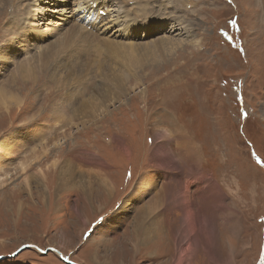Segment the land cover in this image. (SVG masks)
Masks as SVG:
<instances>
[{"label":"rangeland","instance_id":"374dc122","mask_svg":"<svg viewBox=\"0 0 264 264\" xmlns=\"http://www.w3.org/2000/svg\"><path fill=\"white\" fill-rule=\"evenodd\" d=\"M49 1L4 0L6 9L0 4V51L9 50L23 16L28 21L36 13L37 25L30 27L39 32L37 40L46 38L29 50L49 54L66 26L64 2ZM165 1L179 8L188 26L173 30L164 17L162 30L141 36L159 23L158 16L142 17L139 31L130 23L122 36L111 35L114 28L108 36L151 40V46L161 35L186 42L145 63L136 77L130 73L125 95L115 92L98 116L73 110L82 111V102L102 84L95 68L68 74L65 58L55 79L46 68L28 82L14 81V61L29 54L17 50L13 61L0 52V264H68L57 252L35 247L8 256L29 242L56 247L82 264H261L264 0ZM36 3L39 10L26 13ZM66 3L72 9L76 1ZM102 50L101 57L111 52ZM121 57L109 56L104 70L111 67L124 79ZM56 58L49 60L52 66ZM155 123L171 127L181 169L159 163L164 158L157 148L167 137L153 133ZM185 185L193 217L205 218L189 251L176 242L190 228L177 198Z\"/></svg>","mask_w":264,"mask_h":264},{"label":"bare ground","instance_id":"6f19581e","mask_svg":"<svg viewBox=\"0 0 264 264\" xmlns=\"http://www.w3.org/2000/svg\"><path fill=\"white\" fill-rule=\"evenodd\" d=\"M3 1L0 0V4L3 5L4 9H6L7 3L4 4ZM34 1L35 2L37 1V3H41L42 1H45V0H34ZM47 1L50 3L52 2L49 0ZM57 1H60V0H57ZM61 1L64 2V6L62 9L64 11V14H61V15H64L65 17L64 24H66V26H64L60 31L65 29L63 31L64 35L59 41H56L49 46L50 47L49 54L46 51L42 52L41 50L32 53L29 50L31 46H35V48H38L39 44L45 41V38H46V35H44L42 41H40V39L37 40L39 36L38 34L39 32L35 28L30 27V26L37 25L34 22V20H36L35 19L36 13L33 14L34 20L29 19L28 21H26L27 17L25 15L23 16L22 22H19L17 25L18 29L15 32L13 31L14 40L10 43L9 46H7L9 47V50L3 49L0 52L3 54V56H5L6 54H9L10 58L7 57V59H12L13 61L15 60V54L17 50L22 51V52L25 51L26 54H29V56L23 59H16L14 61L17 64H19L17 65L18 70L13 77L14 81H16L17 78H20L23 81L28 82L31 79L35 78V76H37V73L39 71H42L43 69H46V68L49 69V72L51 73L50 76H52V78L55 79V74H56L55 70L58 67H60L63 63L66 64L67 61L64 62L65 58L66 59L68 58L69 59L68 61H70V65L67 67L68 74H71L72 71H83V70L89 69L90 67L95 68V71H99L100 73L99 75L101 76V79H102V84L100 83V86L98 87V91L96 90V92H93L94 94L90 95L86 99L85 102H82L81 104L82 111L80 110L77 111L76 109L73 108L74 115L76 116L81 115V114L84 117H88V116L93 117L92 115L94 116L100 115L103 112L102 105L106 104L110 99H112V96L115 92H118L117 94L120 96L125 95L124 92L128 84L126 82V79L130 78L129 76L131 75L136 77L137 76L136 70L143 67L145 63H148V62L154 63L158 61L159 59L162 60L163 57L165 56V53L171 52L173 49L180 47L183 43L186 42L185 40L175 39L174 37H172V35L171 36L161 35L159 36L160 38H158L157 40L155 38L157 43L151 46V44L149 43V41L151 40L149 41L143 40L141 42H136V39H138L136 38L134 40L125 41V40H118L116 38H112L108 36V31H107L108 28H114L111 35H115L117 37L122 36L123 34L122 31L125 30L126 27L130 23L133 24L134 30L139 31V26H137L136 24L140 23V19L143 22H144L143 18H145L147 21L148 20L150 21V20H153L151 19V17L153 16H158L157 19H159V23L155 27L146 29L145 32L141 34V36L149 37L150 34H153L156 31L162 30V28L165 26V24L162 22L164 20V17L168 18L171 21L170 24L172 25L173 30L179 27L185 28V26H188V24L184 21V19H180V16L176 10L178 7L173 6L171 7L172 8L171 9L170 7L167 6V3L165 0H110V3H111L110 5H112V9L118 6V9L115 10V12H114V9H113V12L111 11L112 9L108 3V0H102V2H100V0H71L72 3H75L76 1L75 7L72 9L66 3L69 0H61ZM37 3L32 4V6L29 8H26V13L30 15V11L32 7H35L34 11H38L40 8L39 7L40 4L38 5ZM132 6L135 9H132ZM104 9H107L109 13L106 14L105 17H102L100 13ZM169 9L170 11H167ZM132 10H134V15H131ZM0 11H1V8H0ZM72 12L78 14V17L76 19L71 17ZM165 13H170V14L164 15ZM91 17L92 18L96 17V20L92 21ZM82 20L85 25L89 23V24L94 25L95 27H96L95 21L97 20L100 21L101 24H100L99 34L94 35L92 33L93 31L91 32L87 30L88 27L85 28V26L81 24ZM183 24H185V26ZM42 33L46 34L45 31H42ZM165 33L167 32L164 31V34ZM27 38L36 39V40L29 41ZM161 39L162 41H160ZM35 42H39V43H35ZM190 42L194 43L195 40L191 38ZM108 48L111 52L107 53V57L102 56L103 57L102 58L101 52H104L102 49H108ZM89 51H91V53H89ZM55 53L57 55H55ZM91 54H95V56L91 58ZM111 55H125V57L120 58V60L122 61V64L119 66L121 73L125 76L124 79L122 78V75H118L116 73V70H113L111 72V67L104 70L105 64L108 61L107 58ZM54 56H57V58L54 61V64L52 66L49 60L51 59V57H54ZM80 56H81V60L78 61V58ZM110 61L111 62L115 61V58L111 59ZM116 62H117V58H116ZM4 66H5V63L3 67ZM73 69H76V70H73ZM130 73L132 74L130 75ZM60 80L61 79H59L58 81ZM119 91H122V92H119ZM9 96L14 98V95L12 94H10ZM88 112H90L89 115L87 114ZM151 129L153 133L157 135V137H160V136L167 137V142H163L164 144L162 143L163 146L158 143L159 147L157 148V150L159 151V153L162 154L164 158V160L159 161V163L164 164V167H167V168L181 169L183 167L182 166L183 161L180 160L181 158L179 156H176V154H174L175 150H178L179 147L174 146L175 144L173 143V141L175 139L174 137L175 135L172 134L171 127H169L168 125L162 126L161 123H155L152 125ZM177 135L178 134H176V137ZM188 142L189 144L187 148L192 152L189 146L191 144L190 143L191 141H188ZM183 143H186V142H182L181 145H184ZM170 154L172 155L171 161H168L167 157ZM35 158L37 159L39 158V156ZM165 162H167L168 164H166ZM24 166L25 165L23 164V167ZM67 168H68V165L65 166V169ZM148 181H149V178H147L145 182L142 180L141 183H143V186L141 185L142 187L140 188V191H139L141 192L140 194L145 193L144 191L148 186L147 185ZM103 184L105 183L103 182ZM187 188L188 186L185 185V190L180 189L177 192V198H178V201H180L179 207H181V209L183 210V213L185 217L187 218V222H189L190 224V228H189V231L186 232V234L184 235V238L181 237L180 234L179 235L177 234L176 242L178 244H181L182 246L185 245L184 250L189 251V249L193 247L194 244L196 245L198 242V236H197L198 230L203 229L202 226H204L203 223L205 222L204 221L205 218L203 219L198 214L193 217V211H194V206L192 205L193 202L192 201L188 203L185 202L186 200H188L186 198L187 196L185 195ZM157 202L158 201L150 202L149 206L154 207L156 206ZM158 204L160 205V202ZM157 222H158V226L156 225L157 226L156 228L161 226V222L160 221H157ZM163 222L164 221L162 220V223ZM180 262L181 260H179L178 263Z\"/></svg>","mask_w":264,"mask_h":264},{"label":"water","instance_id":"95a60500","mask_svg":"<svg viewBox=\"0 0 264 264\" xmlns=\"http://www.w3.org/2000/svg\"><path fill=\"white\" fill-rule=\"evenodd\" d=\"M32 247L38 248L40 251H42V252H44V253H47V252L53 250V251L57 252V254L60 255L61 259H62L63 261H65V262H67L68 264H82V263H80V262H77V261H74V260L69 259L66 255H64V254L62 253L61 250H59V249L56 248V247H48V248L43 249V248L39 247L38 245H36V244H34V243H30V242H29V243H24V244H22L17 250H15L14 252L8 254V256H15V255H17L18 253H20L21 251L25 250L26 248H32ZM3 257H4V256H0V259L3 258Z\"/></svg>","mask_w":264,"mask_h":264},{"label":"snow or ice","instance_id":"6c2138e0","mask_svg":"<svg viewBox=\"0 0 264 264\" xmlns=\"http://www.w3.org/2000/svg\"><path fill=\"white\" fill-rule=\"evenodd\" d=\"M261 264H264V256L261 258Z\"/></svg>","mask_w":264,"mask_h":264}]
</instances>
